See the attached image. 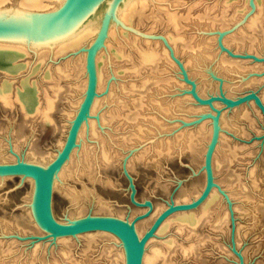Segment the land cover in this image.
<instances>
[{
	"label": "rangeland",
	"instance_id": "obj_1",
	"mask_svg": "<svg viewBox=\"0 0 264 264\" xmlns=\"http://www.w3.org/2000/svg\"><path fill=\"white\" fill-rule=\"evenodd\" d=\"M196 1H200V4L194 8H190L193 0H167L165 3L172 4L170 9L179 11L178 14L184 18L182 30L187 38L188 48L181 52L171 54L172 47L165 45L164 34L167 30L164 31L162 24L154 26L152 19L143 18L142 21V18H135L129 26H125L124 30L136 35L133 37L139 38L138 40L147 39L145 42L148 41L153 47L159 45L167 48L168 54L170 53L167 57L169 62L164 60V66L158 72L162 78L160 83H150L148 89L140 91L141 94L139 91L131 92L118 119L112 122L108 120L104 128L107 132L105 133L110 135L105 136L109 153L112 158L114 156L111 162L105 165L95 159L92 177L84 175L78 178L76 173L74 178L65 182L69 191L80 194L86 190L87 196L83 204H74L71 196L64 190L54 188L53 213L61 222L90 215L113 216L130 221L136 219L138 222L148 219L146 232L171 203L191 202L206 187V155L215 135V123L218 121L216 146L212 156L213 163L215 155L212 164V191L216 196L214 201L209 202L211 191L208 198L202 200L204 202L196 205L194 209L177 211L168 217L196 211L199 213V209L209 203V214L201 220L193 237L200 249L198 248L194 256L188 257L173 253V260L169 263L241 264L238 253L244 251L245 264H264V213L258 215L249 211L246 203L248 191H245V186H249V176H255L252 179L260 184L256 191L264 194L262 113L254 101L230 106L216 98L223 94L236 98L250 91H255L260 96L264 93V26L258 29L259 36H255V39L252 35L250 40L243 39L249 33L246 34V30L243 35L244 32L241 31L246 28L247 18L257 10L256 0H239L240 3L237 4L245 3L244 6L248 9L246 7L242 18L240 15L225 26L219 22L213 23L212 18L201 17L203 7L213 3L215 8L210 13L212 16L217 15L221 0ZM102 15L100 13L97 17L100 22ZM97 34L98 32H94L91 41L74 52L61 54L55 59L49 54L37 69L40 62L32 51L27 56L14 60L20 68L18 72L10 73L9 69L14 66L12 60L3 62L0 66V86L4 81L10 80L15 92L26 90L32 95H38L37 89H43L40 85L43 84L42 73L47 70V65H55L82 53H90V46L96 48L99 42ZM231 36L234 38L229 39ZM141 41V44H145ZM104 47L101 43L97 50ZM31 69L34 71H30ZM111 70L110 68L106 73V82L112 85L115 97L105 100L109 87L105 84L107 86L99 93L102 102L96 116L90 115L89 120L92 117L97 120L100 113L101 116H108L115 108L120 89ZM8 74L15 77L7 78ZM141 75H125L119 77L118 82L121 85L127 81L137 83ZM26 79L29 80V87L21 88L22 81ZM83 79V73L62 79L63 88L52 111V122H43L32 114H29L30 117L25 116L18 103L11 108L0 105V164L17 160L35 163L28 156L32 151L43 157L52 154L54 159L70 130L71 124L67 122V118L72 115L73 121L78 113H75V109L79 107V110V105L84 100L86 92L77 88V83ZM140 97H143L142 107L134 106V100L139 104ZM138 110L139 114L136 113ZM126 115L135 118L128 119ZM135 123L138 124L130 127ZM97 127L101 133L103 127ZM190 142L193 143L195 152L191 151ZM88 143L89 147L97 146L96 141ZM94 151L97 155L98 147ZM232 152L234 156L229 159ZM251 170H254L252 176ZM5 175L0 176V264L4 260L6 264H107L100 251L105 248L106 241L107 244L113 242L106 240V237L104 241L96 243L97 246L94 244L93 249L91 248L93 252L88 249L87 253H83L86 249L84 236L93 232L72 237L73 241L69 245H72L69 250L71 252L67 259L71 262H65L66 257L58 251L62 246L57 244V239L41 230L27 213L26 197L31 190L28 179H24L19 173ZM248 197V201L255 203L257 193L249 190ZM260 198L264 199L262 195ZM100 203L108 206L110 211L97 210L96 206ZM82 205L85 207L84 211L76 214V210ZM176 233L177 230L173 227L168 228L164 234H158L157 230L148 242L152 239L155 240L154 244L162 243L161 238L174 236ZM177 234L174 237L179 243H187L185 235Z\"/></svg>",
	"mask_w": 264,
	"mask_h": 264
},
{
	"label": "bare ground",
	"instance_id": "obj_2",
	"mask_svg": "<svg viewBox=\"0 0 264 264\" xmlns=\"http://www.w3.org/2000/svg\"><path fill=\"white\" fill-rule=\"evenodd\" d=\"M11 1H14V0H0V9L8 7L7 4ZM21 1L26 2L28 4H35L42 0H21ZM166 1L167 0H119L114 18L108 24L103 25V34H105L103 38H102V22L108 19L107 9H113L116 6V0H100V1L92 2L89 8L88 14L83 18L81 22L75 23L71 27H69V33L67 34H59L54 37L21 36V42L0 37V66L2 65L3 62L12 60L14 63V66L11 69H9V71L10 73H15V72H18V70H20L19 66L16 64L17 62L14 61L16 60L17 57L27 56V54H29L28 52L30 51L34 52L38 56L36 57L37 60L40 62L36 66V69H37L38 66L42 65V62H45L44 59L49 54H51V56L53 55L52 57L53 59H55L61 54H64V53L67 54V52H70V51L74 52V50H76L77 48L79 49L80 46L87 45L89 41H91V38L94 32H98L97 37L99 41L103 39L101 43L105 47L101 50L100 49L97 50L93 54L94 55V66H95V77H96V88H95L94 98L90 102L89 116L95 115L96 112L98 111V108L102 102L100 99L101 97H99V93L101 92V90L104 89L105 86L107 85L109 86L107 87L108 92H107V96L105 100L108 101L112 99L113 97H115V92H113V88L111 87L112 85L110 83L107 84L106 82V73L110 68L112 69L111 70L112 75L117 78L116 85L118 86L120 91H119V96L116 99L115 108L113 109V111L109 112L108 116H105L106 114L101 116V113H100L99 118L97 120H95L93 117L89 120V116H87L81 121V130H77L75 144L72 147V150H70V153L67 159L64 161L60 169H58L53 176L52 194H53L54 188L61 189V190H64L68 196H71L72 198L71 201H74V204H77V203L83 204V200L87 196L86 190L84 192H81L80 194L74 191L72 192V190L69 191V189L66 188L65 182H68L69 178H74L76 175L78 178H82V176L84 175L88 176L89 178L92 177L93 167L96 161L95 159H97L98 162L105 164V165L111 162L114 156L112 158L111 154L109 153V144L106 141V138H107L106 136H108L109 134L108 135L106 134L107 132L104 127L108 124L109 121L112 122L118 119V116H120L121 108L124 105H126L127 97L131 92L139 91V93L141 94L140 91L141 90L144 91L148 89L150 83H153V82L160 83L162 80V78L160 77L161 74L159 75L158 72L160 73V70L164 66L163 65L164 60H167L168 55H170V53L168 54V51H167L168 49L164 47L162 48L159 45H156V47L155 46L153 47L152 44H149L148 41L147 43L145 42L147 39L146 40L143 39L145 41H141V38L140 40H138L139 38L137 39L133 37L134 34H131L124 30L125 26L127 25L129 26L132 23L133 19L135 18H138V19L142 18V21H143V18L152 19L154 26H156L157 24H162V26H164V31L167 30L164 34L165 41H166L165 45L166 46L169 45L172 47L171 54H173V52L175 53L181 52L183 50H186V48H188L187 38L183 32L184 30H182L184 29L183 28L184 18L182 15H180V13L178 14L179 11L177 12L175 10H171L170 7L173 5L172 4L166 5L165 4ZM193 1L194 2L191 3L190 8H194L195 6H198L200 4L199 3L200 1L199 2H197L196 0H193ZM238 1L239 0H221L219 3L217 2L220 5L218 6L221 8L219 9L220 10L219 13L215 16H212V14L210 13V10L215 8V3H213V5L204 6L203 7L204 12L201 17L212 18L213 23L219 22L223 26L227 24L229 25L231 22H233V20L238 19L239 18L238 16L241 15V18H242L243 17L242 14L244 15V13L246 12L245 9L247 6H244L245 3L238 5L240 3ZM263 2H264L263 0L255 1V4H257V10L255 11L254 15L247 18L248 20L245 26L246 28L244 31L243 30L241 31L242 33L244 32L243 33L244 35L245 31L247 30L248 32L246 34L249 33L247 36L249 38H247L244 35V37L242 36L243 39L250 40L251 39L250 35L254 37L253 39H255V36L257 37L259 36L260 30L258 31V29H262L261 26H264V3ZM253 5H254V2H253ZM149 9H151L150 12L148 11ZM100 13H103L101 22L97 20V17L98 15H100ZM150 14L152 15V17H149ZM137 21L138 20L136 19V23ZM233 38L234 36L229 37V39H233ZM140 41L144 42L145 44H141ZM239 41H242V40H239ZM89 57L90 55H88L87 53H82L70 59L64 60L62 62H58L55 65L54 64L47 65L46 68L44 67L47 70L46 71L43 70L45 71L42 73L43 78L41 82H43V84L40 85V87H42L43 89L42 90L37 89L38 95L36 94L32 95L30 92L26 90L20 93L15 92L13 90L10 80L4 81L0 86V105L5 106L7 108L8 107L11 108L14 104L18 103L19 108L22 110L25 116L30 117L29 114H32L34 117L40 118V120L43 122H52L53 120L52 111L56 107V100L59 99L60 91L63 88L62 79L68 78L71 76L75 77L77 74L83 73L84 79L80 83H77V88L81 89L82 92H86L84 96V100L87 98L89 90L92 86L90 74H89ZM167 62H169V60H167ZM27 63L28 62H26V64ZM109 65H112V66L109 67ZM30 71H34V70L31 69ZM129 74L130 75L142 74L141 75L142 77L139 76L141 79L139 81L137 80L138 81L137 83L136 81H127L121 85L120 82H118L120 79L119 77L129 75ZM6 77L7 78L10 77L12 79L15 76H9L8 74ZM28 85H30L29 80L26 79L22 81L21 88H28L29 87ZM260 98L262 99V102L264 103V93L260 96ZM142 99L143 97L138 98L139 104H137L136 100H134L135 103H133V105L134 106L137 105V107L138 106L142 107V104H143ZM251 101H254V100H251ZM78 108L75 109V113L79 111ZM136 113L139 114L140 110H138V112ZM136 113L134 114L135 116H136ZM126 116L128 119L135 118L134 116L133 118L132 116H129V115H126ZM72 118H73L72 115H70L67 118V122L72 124L71 123ZM137 124L138 123L130 125V127L136 126ZM98 125L99 127L100 126L103 127L101 133L97 127ZM215 127H216L215 135L212 141L214 148H212L213 146L211 147L212 145L211 143L209 147V149L211 150L210 152L208 151L209 152L208 156L206 155V162L210 169V173L212 172V183L214 182V171H213L212 164H214L215 155L213 158V163H212V156H213V152L216 146V139H217V133H218V121L217 123H215ZM128 136L126 137L127 140H128ZM86 139L89 141L97 142L96 147H98L99 149V152L96 153L97 155H95V151H94L96 147L93 146L95 149L92 148V146L89 147V144L92 142L88 143L89 141H86ZM189 146L192 149L191 151L195 152L196 149H193L192 147L194 146L193 143L190 142ZM61 147H63V144L60 146L59 150L61 149ZM28 156L30 160L34 161L36 165L41 166L43 169L47 168L48 164L53 159L52 154H49L47 157L37 156L35 151L30 152ZM233 156L234 154L232 152L231 154H229V159H231ZM40 163H42L43 165ZM253 174H254V170H251V176ZM21 175L24 177V179L27 178L31 185V190L27 194L26 202L28 205L27 213L30 214L31 219H33L34 221L35 215H34L32 203H33L36 191H37V180H36V177H34L32 174L29 175V174L24 173ZM0 176L5 177L6 175L0 174ZM254 177L249 176V186L248 185L245 186L246 188L245 191H248L247 197H246L248 200H249V197H248L249 190L257 193V200L255 203H252L246 200V203H248L247 206L249 207V211L255 212L256 214L258 213L259 215V213L260 214L264 213V199L261 200L260 198L261 195L264 198V194H262L259 191H256V189L258 190V187L260 184L257 183L256 179H252ZM212 188L213 187L210 188L204 201L210 195ZM247 188L249 189L247 190ZM88 191L90 192L91 190L89 189ZM215 197L216 196L214 195V191H212L209 202L210 201L213 202ZM260 202L261 204L263 203V205H261ZM185 203H190V202H185ZM84 208L85 207H83L82 205V207H79V209H77L75 213L82 214V212L84 211ZM96 209L99 211H105V212L109 210L108 206L101 205V203L96 206ZM190 209H194V207ZM190 209H181V210L179 209V210L173 211L161 221V223L159 224V226L157 227L155 231V233L158 230V234L160 233L164 234L166 233L168 228L173 227L175 230H177V233H180L181 235H185L186 239L188 240L187 243H184V242H183L184 244L179 243L177 238L175 239L174 237L178 235L177 233L174 236L161 238L163 239L162 243L155 242L156 244H154L153 241L155 240L151 239V241L148 242L150 240L149 239L147 241L148 244L146 242L143 248L141 264H170L169 261L173 260L171 256L173 255V253L175 254L177 252V253H180L183 257H188V256H194L196 252H198L197 250L199 246L196 243V241L193 240L194 239L193 237L195 236L194 234L196 233V229L198 228L197 226L200 224L201 220H204L205 218H207L209 214L208 213L209 203L204 204L203 208L201 210L199 209L198 211L199 213H197V211L189 212V213H182L177 216L168 218L170 215H172L173 213L177 211H185V210H190ZM127 221L132 222L130 220H127ZM137 222L138 221H134V225H135V229H136L138 236L141 238L143 236L142 233L144 234L145 230L148 228L147 224L149 223V220L148 219L143 220L141 222H138V224H136ZM37 226L41 230L47 232L53 238V236L48 231H46L39 225ZM89 232H93V233H89ZM84 233H89V234L84 236L85 238L84 240L86 241L85 242L86 249L85 250L83 249L84 250L83 253L84 252L87 253L88 249L91 252H93L92 247H94V244L96 245V243L100 241L102 242V240L104 241L105 239L104 237H106V240L108 239L109 241L113 242L111 244H109L108 242L107 244V241H106L105 242L106 244L104 245L105 248L103 247V249L100 251V254H102L106 258L105 260L107 264H126L124 243L120 239V237H118L116 234L109 232V231H102V230L88 231ZM84 233H80L77 235H64V236L54 238V239H57V244H60V246H62V248H60L58 251L62 252V255L66 257V260L69 258L68 253L71 252L69 250H71L70 247L72 245L71 246L69 245L73 241L72 237H78L79 235L84 234ZM116 245L117 247H115ZM240 254H241L242 261L244 263V259H245L244 251H242V253L240 252ZM62 260H65V259L62 258ZM4 261L2 264H6ZM68 261L71 262V260H67L65 262H68ZM66 264H69V263H66Z\"/></svg>",
	"mask_w": 264,
	"mask_h": 264
},
{
	"label": "water",
	"instance_id": "obj_3",
	"mask_svg": "<svg viewBox=\"0 0 264 264\" xmlns=\"http://www.w3.org/2000/svg\"><path fill=\"white\" fill-rule=\"evenodd\" d=\"M100 0H42L35 4H28L21 0L14 2L0 9V37L21 42V36L31 37H54L59 34L69 33V27L81 22L88 14L91 3ZM119 0H116V6L108 10V19L102 22L108 24L115 16ZM103 40V39H102ZM101 41L98 39L96 48L90 46L89 74L91 79V88L87 98L83 101L78 113L72 121L68 136L63 147L58 151L55 158L43 169L25 160H17L12 163L0 164V174H32L37 180V191L32 203L34 211V221L37 225L48 231L53 238L64 235H77L80 233L102 230L116 234L124 243L126 264H141L142 252L145 243L154 235L161 221L170 213L181 209H190L204 200L213 186L212 172L206 162L207 183L201 195L190 203H171L154 221L151 227L140 238L136 232L134 221L119 219L113 216H86L67 222L58 221L52 211V179L54 174L67 159L70 150L75 144L77 130H81V121L89 116L90 102L94 98L96 88L94 53L100 47ZM264 60V58H262ZM230 106L240 105L254 100L262 112L264 120V103L255 91L247 92L236 98H230L223 94L222 97H216ZM202 101V99H200ZM209 101V100H208ZM217 121V120H216ZM213 146V143L211 147ZM214 148V146L212 147ZM211 149L208 151L210 152ZM207 152V156L209 154ZM141 218V217H138ZM137 218V219H138ZM235 250V249H234ZM241 264H244L241 254L238 253Z\"/></svg>",
	"mask_w": 264,
	"mask_h": 264
}]
</instances>
